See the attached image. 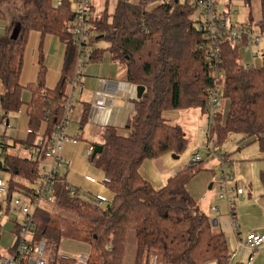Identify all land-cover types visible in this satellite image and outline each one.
<instances>
[{
	"label": "trees",
	"instance_id": "obj_1",
	"mask_svg": "<svg viewBox=\"0 0 264 264\" xmlns=\"http://www.w3.org/2000/svg\"><path fill=\"white\" fill-rule=\"evenodd\" d=\"M15 1L21 11L18 22H6L0 9V20L6 22L0 36V111L4 115L17 114L22 106V91L27 90L30 133L24 141L0 139V172L7 175L8 201L13 195L29 191L39 177L36 162L12 155L9 150L19 146L29 154L42 125L43 136L53 133L63 115V97L74 79L77 59V50L66 30L72 19L69 0H61L59 6L52 0ZM153 1L141 0L135 6L127 0H115L111 10L106 9V3L98 21L93 22V48L86 64L100 63L107 53L123 68L128 83L143 88L125 123L127 136H119L113 127L103 128L93 143L102 150L88 159L108 180L105 187L112 192V201L103 209L94 208L78 197L76 189L72 188L71 193L63 176L58 175L52 203L34 212L33 239L49 241L56 250L63 240L85 244L89 253L83 264H122L128 233L133 232L134 264H141L147 253L166 258L167 264H229L224 234L212 230L186 188L201 171L202 162L183 167L158 190L139 174L145 161L168 154L179 156L186 149L188 140L182 129L166 122L162 114L192 108L203 111L205 92L212 85L199 49L201 37L189 20L192 9L175 1L166 7L147 9L146 5ZM244 2L248 4L249 0ZM259 2L261 18L254 24L264 29V0ZM1 3L8 4L9 0H0ZM248 19L249 24L254 22L251 14ZM15 25L18 37L11 40ZM32 31L41 37L53 35L65 46L60 78L52 90L45 88L41 68L34 83L25 88L19 84L24 48ZM98 36H102L101 40L96 39ZM99 41L106 46L96 47ZM246 42L244 39L241 45ZM238 50L239 46L224 35L220 57L224 73L222 100L227 102V110L224 117L216 116L209 135L215 139L216 149L228 138L238 136V144L256 143L264 154V53L257 66L246 69L238 61ZM259 179L264 189V171ZM50 207L56 209L57 216L50 215ZM15 248L16 243L8 252L13 254ZM53 264L77 263L56 255Z\"/></svg>",
	"mask_w": 264,
	"mask_h": 264
},
{
	"label": "crops",
	"instance_id": "obj_2",
	"mask_svg": "<svg viewBox=\"0 0 264 264\" xmlns=\"http://www.w3.org/2000/svg\"><path fill=\"white\" fill-rule=\"evenodd\" d=\"M128 1L134 2L135 0ZM231 1L234 5H240L244 2L241 0ZM222 12L225 15V11L222 10ZM10 21L12 20L10 19ZM5 27L6 22L0 21V36L3 35ZM64 51L65 46L57 37L53 35L41 37L38 32H29L19 77L20 86L25 88L27 85L34 83L41 68L43 70L45 88L47 90L54 89L60 78ZM239 59H241L240 56ZM254 64L257 66L255 60ZM98 79L105 80V85L99 83ZM131 86L126 81L123 68L112 62L107 53L103 54L100 63L86 64L81 70L79 87L73 93L74 99L69 126L71 136L80 139V141L93 144L98 141L103 128L113 127L119 136L126 137L127 131L124 126L133 111L134 101L136 100L132 95ZM98 89L104 95L110 97L111 113L106 120L100 118L101 116H97L90 121L89 112L93 103V95ZM29 100L30 93L27 90H23L21 94L22 106L17 114L4 115L0 111V117L7 122L6 127L0 125L2 129L6 128L3 134L0 135V139H11L5 134L6 130H11V126H16V129L13 128L15 131L13 140L24 141L26 139L28 130L26 105ZM222 109L224 110V113L222 110V117H224L227 110L226 101H222ZM86 111L88 112L87 119L83 123L84 112ZM162 117L169 124L179 126L187 140L185 129H190L194 134L197 127L201 126L203 128L204 141L202 147L204 152L200 153L202 161L203 156L209 159L208 161L205 160V163L208 164L204 165L201 163V171L188 182L186 188L199 209L210 221L212 230L224 234L229 253V264H264V245L252 252L243 243L245 237L249 234H264V189L259 179L260 173L264 171V154L259 152L256 143L238 144V136L230 137L225 141L226 143L224 142L226 145L224 151L220 152L217 149V152L226 156L230 161V171L233 178L231 185L243 189V193L237 197L234 208L230 212L227 204L217 199L218 191L215 184L217 179L214 169H218V161L205 153L208 134L207 120L203 111L196 108L168 110L162 114ZM11 118L14 122L10 121ZM43 131L44 125H42L39 133H43ZM8 143H11V140H8ZM13 150L17 156H19L21 150L28 153L24 149H19V146H16ZM60 157L66 163V171L61 172L60 175L63 176L69 187L78 191V197L81 200L87 202L94 195H102L110 202L112 201V192L100 184L104 174L91 166L83 156V142L76 144L65 143L61 149ZM183 167H185L183 163L179 166L173 165L163 156L154 161H145L139 169V174L154 190H158ZM84 176H91L98 183H88L84 180ZM213 208H216V210H213ZM18 219V216L8 213L2 221L0 256L8 255V251L14 244ZM61 244L64 245L60 250ZM60 245L57 249V256L64 259H72L80 264H83L89 253V247L79 242L63 240ZM134 258V233L129 232L122 264H134Z\"/></svg>",
	"mask_w": 264,
	"mask_h": 264
},
{
	"label": "built area",
	"instance_id": "obj_3",
	"mask_svg": "<svg viewBox=\"0 0 264 264\" xmlns=\"http://www.w3.org/2000/svg\"><path fill=\"white\" fill-rule=\"evenodd\" d=\"M172 1L185 4L192 9L189 20L194 30L200 35L201 43L199 49L202 50L203 59L207 64L212 85L207 88L204 97L203 113L207 119L208 140L205 145V153L218 161L220 178L215 181L218 195L217 199L227 204L229 211L234 208L235 201L243 193L242 188H236L231 185L233 180L230 171L229 159L217 152L215 148V139L209 135L210 128L215 122L218 114H222V90L224 73L221 69L220 42L223 36L235 45L242 47L241 43L245 39L250 45H258L259 39H264V29L256 26L252 33L251 25L248 24H230L222 11L217 10L218 0H155L146 5L147 9L164 6L166 7ZM61 1L55 5L59 6ZM131 5H140L141 0L129 2ZM72 19L67 23L66 30L71 36V40L77 50V59L75 67V76L67 85V90L63 97V115L59 124L55 127L50 136H43V133H37L35 146L29 153V159L38 165L39 177L31 185L26 193H18L7 200V189L5 181L0 178V236L1 226L4 217L8 213H13L19 219L16 225L15 241L16 248L14 253H8L6 256H0V264H53L57 255L55 246L46 240H34L35 231L34 212L42 206L50 205L53 201V185L55 178L61 172L66 171V163L60 157L63 145L67 142L73 144L83 142V156L88 160L94 152V145L85 141H80L71 136L69 132L70 114L73 104V93L79 87L81 82V70L86 65L89 56L90 40L94 37L93 22L96 19L94 14L101 13L102 9L95 12V9L89 0H69ZM256 55L252 56L254 59ZM238 61L243 68H253L256 66L253 62L244 63L241 59ZM101 84L105 80L98 79ZM132 95L136 98V86L132 85ZM110 97L104 95L101 90H96L93 95V103L89 112V120L97 116L108 119L111 108ZM0 125L7 126V122L0 117ZM40 132V131H39ZM30 130H27V135ZM201 153L197 152L190 158V164L196 165L201 162ZM88 183H98L91 176H84ZM108 180L104 177L100 184L105 186ZM72 188L69 190L72 193ZM89 203L94 208H105L110 201L102 195H94ZM216 210V208H213ZM244 245L252 252L264 245V234H249L244 239ZM85 260V259H84ZM84 263V261H83ZM144 264H164L154 253H147L144 256Z\"/></svg>",
	"mask_w": 264,
	"mask_h": 264
},
{
	"label": "rangeland",
	"instance_id": "obj_4",
	"mask_svg": "<svg viewBox=\"0 0 264 264\" xmlns=\"http://www.w3.org/2000/svg\"><path fill=\"white\" fill-rule=\"evenodd\" d=\"M58 1H61V0H52V3L55 5ZM89 1L93 5L95 12L99 9H102L103 8L102 6L106 3H107L106 9L108 8L109 10H111L115 4V0H107V1H105V0H89ZM241 1H244V0H241ZM218 3L219 4L217 6V10H219V11L224 10L225 11V16L227 14L226 17H227V20L230 24H248L249 23L248 16H249V14H251V17L254 20V22L250 23L252 33H254L255 31H258V30H256V25L254 23L257 20H260V18H261L259 0H249L248 4L243 2V4L241 3L240 5H234L231 0H218ZM19 8H20L19 3H18V1H15V0H9L8 4H2V3L0 4V9L2 10V12L5 15V21L6 22L8 21L10 23L18 22L19 15L21 12ZM95 15L97 16L95 20L98 21L101 14L96 12L94 14V16ZM9 17H11V18H9ZM10 19L12 21H10ZM95 46L99 47V48H104L106 45L104 42L99 41V42L95 43ZM92 48L93 47H91V45H90V47H89L90 51ZM238 53H239V56L241 57V60L244 63H246V64H250L251 62L254 63V60H255L256 64L258 65V63L260 62V56H261V54L264 53V39L260 38L258 45H255V46L252 45L251 46L250 43H248L245 46L240 47L238 50ZM254 55H256V57L254 59H252V56H254ZM0 89H1V85H0ZM0 92H1V90H0ZM223 113H224V110H223ZM188 120H190V119H188ZM10 121L14 122V120H12V118ZM197 123H198V121L196 122V125H197ZM13 125H14V123H13ZM11 127H12L11 130H6L5 134H6V136H9L12 139V138H15L14 129H16V126H11ZM4 129H6V128L2 129L0 126V135L3 134ZM185 130L187 132V138H188V142H187L188 144L186 146V149L178 156V159H173L172 154L165 155V159L173 165L179 166L180 164L183 163L184 166H188L190 164V158L192 157L193 154H195L197 152H204L203 147H202L203 146L202 143L204 141L203 128L201 126L199 128L197 127L196 130L194 131V134H193V131H191L190 129H185ZM92 140H95V139H92ZM225 143L223 144V146L221 145L222 147L221 146L218 147L220 152L225 150V147H226ZM10 154L17 155L13 149H11ZM19 157L29 158V155H28V153L23 152V150H21V152L19 153ZM205 160L208 161L209 159H206L203 156L202 163L204 165L208 164V163H205L206 162ZM214 174L216 176V179L218 180L220 178L219 168L214 169ZM0 178L5 181L7 179V175L5 173L0 172ZM103 178H104V176L102 177V179ZM87 202H89V201H87ZM220 204L223 205L222 203H220ZM48 211H49L50 215L57 216L56 215L57 214L56 209H53L52 207H50V208H48ZM66 243H68V242H66ZM63 245L64 244L60 245V250L62 249ZM60 250H59V252H60ZM124 252H125V249H124ZM144 256L145 255H143V257L140 261L141 264H144ZM161 261H163L164 264H167L166 258L162 257ZM76 263L79 264L78 262H76Z\"/></svg>",
	"mask_w": 264,
	"mask_h": 264
},
{
	"label": "water",
	"instance_id": "obj_5",
	"mask_svg": "<svg viewBox=\"0 0 264 264\" xmlns=\"http://www.w3.org/2000/svg\"><path fill=\"white\" fill-rule=\"evenodd\" d=\"M18 33H19L18 25H15V27L11 31L10 39L11 40L17 39ZM101 38H102V36L96 37L97 40H101ZM142 93H143V88L142 87H136V99H140V97L142 96ZM101 150H102L101 146L95 145L92 157L97 155V154H99L101 152ZM172 158L173 159H178V156L172 155Z\"/></svg>",
	"mask_w": 264,
	"mask_h": 264
},
{
	"label": "bare ground",
	"instance_id": "obj_6",
	"mask_svg": "<svg viewBox=\"0 0 264 264\" xmlns=\"http://www.w3.org/2000/svg\"><path fill=\"white\" fill-rule=\"evenodd\" d=\"M204 114V113H203ZM205 115V114H204ZM207 120V119H206Z\"/></svg>",
	"mask_w": 264,
	"mask_h": 264
}]
</instances>
